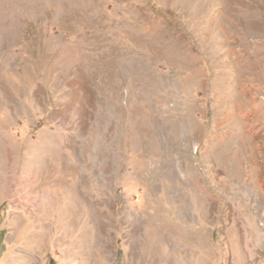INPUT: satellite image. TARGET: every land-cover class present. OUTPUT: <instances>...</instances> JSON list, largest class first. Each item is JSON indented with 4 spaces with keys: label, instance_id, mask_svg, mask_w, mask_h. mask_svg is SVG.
<instances>
[{
    "label": "rangeland",
    "instance_id": "rangeland-1",
    "mask_svg": "<svg viewBox=\"0 0 264 264\" xmlns=\"http://www.w3.org/2000/svg\"><path fill=\"white\" fill-rule=\"evenodd\" d=\"M0 264H264V0H0Z\"/></svg>",
    "mask_w": 264,
    "mask_h": 264
}]
</instances>
